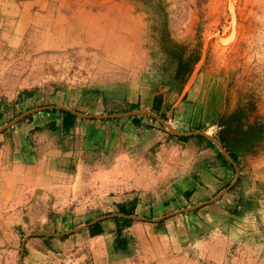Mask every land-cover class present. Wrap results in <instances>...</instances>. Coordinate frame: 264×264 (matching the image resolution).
<instances>
[{"label": "rangeland", "instance_id": "1", "mask_svg": "<svg viewBox=\"0 0 264 264\" xmlns=\"http://www.w3.org/2000/svg\"><path fill=\"white\" fill-rule=\"evenodd\" d=\"M164 29L188 50L200 51L180 95L169 84L175 64L158 42ZM33 89L30 98L18 100L21 91ZM157 93L170 105L166 121L179 131L203 123L198 130L217 138L211 118L245 103L251 105L250 119L264 118V0H0V126L20 111L48 104L94 114L122 111L135 102L150 110ZM46 115L32 116L42 123L39 131L29 128L32 118L21 122L27 123L21 138L35 157L52 155L50 167L66 166L67 146L76 147L89 134L90 143L100 138L85 153L90 167H79L74 179L61 184L53 173L52 184L34 189L32 183L14 186L12 180L19 156L13 130L21 124L0 133V264H19L28 233L68 230L134 197V213L150 218L204 205L163 222L133 220L122 229L125 251L112 248V218L105 220L114 223L111 244L100 237L82 242L87 229L67 237L32 236L24 242L20 264H264V140L241 155L240 182L206 203L236 171L228 166L213 195L196 190L186 199L184 187H191L200 177L196 173L215 158L196 138L181 142L164 134L160 122L145 118L155 128L132 141L123 127L126 117L79 118L81 125H109V139L96 128L88 135L56 136L46 132ZM158 137L161 144L155 143ZM162 144L165 150L157 157ZM162 165L169 170L165 184L154 178ZM20 185L19 196L14 189ZM240 197L247 203L237 213L232 208Z\"/></svg>", "mask_w": 264, "mask_h": 264}, {"label": "trees", "instance_id": "2", "mask_svg": "<svg viewBox=\"0 0 264 264\" xmlns=\"http://www.w3.org/2000/svg\"><path fill=\"white\" fill-rule=\"evenodd\" d=\"M158 42L160 48L165 53L168 62L175 64V68L172 73L171 81L169 82L170 85L175 84L177 87V94L180 95L186 84L188 78L190 77L194 65L200 58V51H193L188 50L187 46L178 43L172 40L169 35L167 34L166 30L160 34L158 38ZM168 83V82H167ZM36 89L33 90H23L18 94V100H24L26 98H30L33 94H35ZM186 98V93L183 95L182 100ZM246 105H238L232 112L228 114L223 113H216L215 116L211 118L214 124L218 126V131L215 134L217 139L222 143L223 147L226 151L230 154L232 159L235 161L236 164L239 165V159L241 155L252 151L254 146L262 142L264 140V118L255 116L250 119L249 114L251 111V105L249 103H245ZM139 105L138 102L130 103L127 109L122 111H127L131 109H138ZM170 107L169 104H165L163 100V96L161 93H157L153 95L150 110L157 113L160 117L164 120L167 119L165 112ZM32 108V107H31ZM29 109V108H27ZM24 111V110H23ZM22 112V111H20ZM18 112L16 115H18ZM41 112L51 114L56 116L54 120L47 122L46 127L49 128L52 132L64 134H69L70 130L74 128L76 123L78 122L80 117L76 115L62 110V109H46ZM2 110L0 108V114ZM39 113V112H36ZM36 113L30 114L27 117L23 118L15 125L25 121L31 120L32 116ZM14 115V116H16ZM13 118V117H12ZM132 121L134 125H138L141 123L143 118H147L155 122L156 120L148 115H135L126 117ZM107 120H119V119H107ZM9 121V120H8ZM194 126L192 129H202L204 127L203 123H193ZM11 126L1 133L7 132V130H11L14 126ZM162 127V126H161ZM34 130H41L40 126H35ZM13 130V129H12ZM12 132V131H11ZM169 136H173L168 134ZM179 141L184 142L189 138L193 137L203 142L205 145L213 148L216 151V156L220 162L224 165H228L233 168L232 164L225 158V156L220 152V150L209 140L205 139L203 136L196 135V136H175ZM240 182V178H238L236 184L231 188L233 189L238 183ZM229 183V182H228ZM227 183V184H228ZM230 189V190H231ZM192 193V190L187 189L183 192L184 196L189 197ZM137 199L134 197L129 202H119L117 203V210L118 212H122L125 214H132L134 213L136 207ZM247 201L243 198H237L235 204L233 206L234 212H240L241 209L246 207ZM115 222V235L113 238V249L114 250H122L125 251L128 248L127 239L122 233V229L125 225H130L132 220L125 219L120 217H113ZM97 230V223L92 226L89 231L91 233H95ZM67 237V235L63 236Z\"/></svg>", "mask_w": 264, "mask_h": 264}, {"label": "crops", "instance_id": "3", "mask_svg": "<svg viewBox=\"0 0 264 264\" xmlns=\"http://www.w3.org/2000/svg\"><path fill=\"white\" fill-rule=\"evenodd\" d=\"M48 118L45 120V123L56 119L54 115L51 114H47L46 115ZM37 119L36 118H32L31 122L32 125H30V129L34 128L35 126H40L42 123L40 122H35ZM149 120V119H148ZM30 122V123H31ZM122 122V121H121ZM121 122L118 123L117 125L121 126ZM28 123V124H30ZM21 125L19 127H16L17 129H14L13 132L17 134V137L19 139L18 141V149H16V151H18L19 156H17V164L15 165V169L16 171H14V175L12 176V180H13V185H17L20 184V182L22 183H32L34 184L33 188L36 189L38 187V185L40 184H52L53 183V173H55L58 177L59 180L57 181V183L61 184L60 182L64 183L66 181H70L71 179H74V176L76 174V171L79 167H82L84 170L87 167H90V163L88 161H86V151L89 150H94L97 146V141H99V136L96 137L95 140H93V142L90 143L89 139V133H91V129L92 131H94V129L96 128V130H98V132H103L105 131V137L106 139H109V133H110V127L109 125H105V128H103L101 125L96 124L95 123H91V124H87V125H81L79 122L76 123V125L74 126V128L72 130H70L69 134L66 136H70V138L73 137L72 132L77 133L80 132L81 134H85L88 135V137L84 138L85 140H83V142L78 143L75 147V145H71L70 147L65 148V150L67 151V153H65L64 157L66 158L64 160V162L66 163V166L63 168H58L55 169L53 167L49 166V160H51V156H47V155H37V157H35L34 155V151L32 149V145L28 142L23 143L22 142V129L25 128L27 126V123H20ZM116 124V123H115ZM127 125L123 126L125 128V131H130V133H128V139H132L139 141L138 140V133L141 132L142 130H149V129H154V126L150 125V122L148 123L147 119L143 118L141 120V123L138 125H134L132 123V121L130 119H128ZM122 128V127H121ZM159 130V129H157ZM39 131V130H36ZM34 131V132H36ZM46 132H52L50 129H47ZM53 135H58L59 133H55L53 132ZM163 133L164 134H170L167 133L166 131H164L163 129ZM173 135V134H171ZM25 138L27 137L26 134L23 135ZM126 136H127V132H126ZM169 136V135H168ZM175 136L177 135H173L170 137L176 138ZM193 138V137H191ZM189 138V139H191ZM160 137H158L155 141V143H159L161 144L160 141ZM60 141V140H59ZM57 142V140H56ZM96 142V144H95ZM93 143V144H92ZM154 143V142H153ZM191 151H193V153L197 150V147L192 146L190 147ZM194 148V149H193ZM207 149H213L209 146L206 145V148H203V150L207 151ZM165 148L162 147L160 148V151L157 153V157L161 155H163ZM62 152V151H61ZM213 154L214 157L217 159H208L204 168L201 169L199 172H197L196 174H200V177L196 176V180L193 181L192 186L191 187H184L183 192L187 189L192 190V193L195 192L196 190L199 192H205L204 197H208L213 195L216 191H218L220 189V183L221 180L225 178V173L228 171V165H224L222 164V162H220L216 156V151L213 149ZM161 158V157H160ZM45 160H48L47 163ZM210 160V161H209ZM86 161V163H85ZM46 163V165H45ZM162 163V162H161ZM59 164H63V162H59ZM88 165V166H87ZM116 166V164L114 165V167ZM168 166V165H167ZM50 167V168H49ZM62 167V166H61ZM165 165H162V168H160L161 171H159L160 173L156 176L155 175V182H158L159 180L162 181L164 184L166 183L165 180H167L169 178V170L168 168H164ZM113 170V169H112ZM151 170V169H150ZM175 168H171V173H175ZM151 172V171H150ZM195 174V175H196ZM60 178H63L62 180ZM15 179V180H14ZM21 183V185H22ZM179 184V181H177L176 183L172 184V187H177ZM226 184V183H225ZM21 185L18 187H15L14 191L16 193L19 194V196L21 195V189H19L21 187ZM171 185V183H170ZM47 190V189H46ZM48 191H50V189H48ZM191 193V194H192ZM190 194V195H191ZM203 197V198H204ZM189 197H186V199H188ZM40 199V198H39ZM114 212H118V210L114 211ZM110 213V212H109ZM162 216V215H160ZM146 217V216H145ZM155 216H153L154 218ZM158 217V216H157ZM171 217V216H169ZM150 218V217H148ZM168 218V217H167ZM110 219V218H107ZM113 219V217H112ZM166 219V218H165ZM106 219L98 222L97 224V230L95 231V233H89L88 235L84 236L85 238H87L86 240L82 241L88 243V240H90V242L92 243V239L91 238H102V239H106V242H109V244H111L112 241V236H113V228H114V223L112 221H105ZM132 220V219H131ZM164 219L160 220V222H163ZM133 221V220H132ZM142 221H150V220H142ZM158 222V221H157ZM95 225V224H94ZM92 225V226H94ZM131 225V224H130ZM130 225H125L124 229L129 227ZM91 227V226H90ZM85 228L87 230H89V228ZM84 230V229H82ZM81 231V230H80ZM79 232V231H78ZM61 237V236H60ZM67 239V238H66ZM62 241H59V243H61ZM99 243V240H98ZM106 248V250L108 249V251L110 252V246L109 245H105L104 246ZM112 247V246H111ZM113 248V247H112ZM100 249V248H99Z\"/></svg>", "mask_w": 264, "mask_h": 264}, {"label": "water", "instance_id": "4", "mask_svg": "<svg viewBox=\"0 0 264 264\" xmlns=\"http://www.w3.org/2000/svg\"><path fill=\"white\" fill-rule=\"evenodd\" d=\"M46 109H62V110L68 111V112L76 115L77 117H81V118H85V119H97V120L116 119V118H123V117L135 116V115H148V116L154 118L156 121L160 122L161 125L163 126V128L170 134L177 135V136H196V135L203 136L205 139L211 141L220 150V152L232 164V166L235 168V171H236L233 179L223 189H221L219 192H217L211 199L207 200L206 203H212V202L219 200L225 193H227L236 184V182L238 180V171L236 168L237 164L235 163V161L232 159L230 154L226 151V149L223 147L222 143L217 138L213 137L208 132L202 131V130H191V131L176 130L171 126V124L168 121L164 120L157 113H155L149 109L138 108V109H131V110H127V111H117V112H112V113H108V114H94V113H87L84 111H80L78 109H73V108H70L64 104L40 105V106H35L32 108L26 109V110L20 112L18 115L11 118L6 123L2 124L0 126V133L2 131H4L5 129L15 125L17 122H19L23 118L27 117L28 115L36 113V112H41V111L46 110ZM202 205H204V202L185 206L183 208L176 209L172 212H169V213H166L162 216H158V217H154V218H148V217H145L142 215H137L135 213L125 214L122 212H110V213H106V214H103L101 216H98L96 218H93V219L87 221L86 223H82V224L77 225V226L70 228L68 230L56 231V232L34 231L32 233H28V234L24 235V237L22 238V244L20 247V253H19V257H18L19 264L21 263V260H22L24 242L32 236L60 237V236H64V235H68V234L78 232V231L85 229V228H88V227H90V226H92V225H94V224H96V223H98L104 219L112 218V217H120V218H125V219H132V220H150L153 222H157V221L165 219L169 216H173L176 214H181L183 212L195 210V209L201 207Z\"/></svg>", "mask_w": 264, "mask_h": 264}, {"label": "bare ground", "instance_id": "5", "mask_svg": "<svg viewBox=\"0 0 264 264\" xmlns=\"http://www.w3.org/2000/svg\"><path fill=\"white\" fill-rule=\"evenodd\" d=\"M78 17V16H77ZM98 29H100V28H98ZM105 31V30H104Z\"/></svg>", "mask_w": 264, "mask_h": 264}]
</instances>
